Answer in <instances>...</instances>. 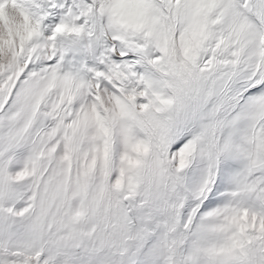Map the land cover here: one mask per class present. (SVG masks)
Instances as JSON below:
<instances>
[{
  "label": "snow or ice",
  "instance_id": "1",
  "mask_svg": "<svg viewBox=\"0 0 264 264\" xmlns=\"http://www.w3.org/2000/svg\"><path fill=\"white\" fill-rule=\"evenodd\" d=\"M0 264H264V0H0Z\"/></svg>",
  "mask_w": 264,
  "mask_h": 264
}]
</instances>
